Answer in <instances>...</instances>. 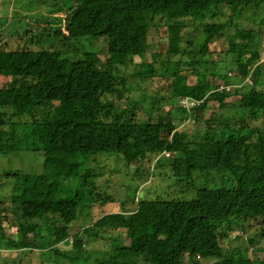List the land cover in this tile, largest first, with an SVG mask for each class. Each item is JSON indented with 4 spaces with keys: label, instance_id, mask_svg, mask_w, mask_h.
Wrapping results in <instances>:
<instances>
[{
    "label": "trees",
    "instance_id": "1",
    "mask_svg": "<svg viewBox=\"0 0 264 264\" xmlns=\"http://www.w3.org/2000/svg\"><path fill=\"white\" fill-rule=\"evenodd\" d=\"M67 1L72 6L65 20V38L104 41L107 58L101 62L94 51L86 49L76 55L65 49L66 42H61L62 48L38 41L18 49L0 46V76L8 78L0 87V152L41 151L45 157L58 152H107L120 154L127 164L148 154L166 153L170 157L171 182L191 186L189 195L143 198L127 213H107L91 226L83 224V241L93 236L104 240L112 230L128 236L127 243L113 248L109 258L99 264H201L206 258H213L211 264H264L250 258L247 249L223 245L230 225L264 222V63L255 61L260 55L256 39L260 30H247L235 17L243 14L245 5L259 6L261 0ZM220 6L231 11L224 22L213 20L220 16ZM263 22L264 15L259 25ZM196 26L202 29L197 37L198 52L206 53V44L227 36L232 52L238 57L246 55L244 61L231 60L237 64L244 85H233L226 69H212L222 83L230 86L220 91L193 68L196 82L173 88L175 105L184 112L194 111L195 126L199 124L195 112L209 98L223 105L232 93L238 96L236 113L244 122V132L227 122L218 129L208 126L191 135L174 125L180 120L176 115L161 122L155 118L156 105L171 98L164 93L151 95L149 108H143L145 93L129 96L122 108L115 102L129 92L123 70L135 56L149 52L152 28H165L169 60L176 56L177 64H192L198 52L182 48L179 40L182 30L187 34ZM244 37L251 42L241 43ZM140 65L133 76L146 80L155 74L152 62ZM179 97L202 102L187 110L178 104ZM139 109L146 114L141 120L136 117ZM21 185L25 188L29 182ZM13 187L11 196L16 198L18 204L13 205L17 208L21 205V188L16 184ZM15 188H19L17 193ZM80 208L81 201L72 197L37 202L40 215L52 216L55 223L43 225H53L54 235L75 225ZM5 218L0 215V239L6 238L10 246L22 245L26 233L37 228L18 224L17 231L23 238L13 241L7 235ZM249 243H254L252 237ZM35 244L31 239L25 246ZM52 247L47 250L64 255ZM80 256L83 258V254ZM80 264L89 263L83 258Z\"/></svg>",
    "mask_w": 264,
    "mask_h": 264
},
{
    "label": "rangeland",
    "instance_id": "2",
    "mask_svg": "<svg viewBox=\"0 0 264 264\" xmlns=\"http://www.w3.org/2000/svg\"><path fill=\"white\" fill-rule=\"evenodd\" d=\"M260 2L259 6L245 5L243 14L235 17L247 30H260V34L256 35L260 55L255 61L264 63V24L259 25L264 15V0ZM71 6V1L67 0H0V46L4 49H18L28 42L38 41L44 46L54 44L57 48H62L61 42H66L65 49L76 55H81L84 49L92 50L101 62L105 61L107 54L104 41L85 38L76 42L75 39L65 38V20ZM219 11L220 16L213 20L220 22L228 20L231 12L229 8L220 6ZM201 30V26L187 31V34L182 30L179 40L182 48L198 52L197 37ZM151 31L149 52L143 56H135L133 62L123 70L127 75L129 92L124 93L123 97L118 96L116 104L122 108L129 96L138 97L145 93V102H141V105L143 103V108H149L150 96L164 93L172 99L163 105H156L155 118L161 122L168 117L171 120L176 115L180 120L173 121L174 125L191 135L208 126L218 129L221 123L227 122L231 128L239 127L244 132V122L237 118L236 113L238 96L232 93L225 98L223 105H219L214 97L209 98L206 105L195 112L199 121L195 126L193 125L196 122H192L194 111L179 110L172 97L176 85L196 82L193 68L196 72L202 73L213 87L222 83L223 79L214 74L212 69L217 71L226 69L230 74L226 73L229 81L235 86H243L237 64L231 60L239 58L240 61H244L246 55L238 57L237 52H232L229 48L231 38L224 36L209 42L206 44V53L198 52L193 57L192 64H187L186 61L177 64L174 62L176 56L172 60L168 59L165 28L160 30L152 28ZM231 31H234L233 27ZM241 40V43L251 42L247 37ZM141 62L153 63L156 72L151 78L141 80L133 76L136 74L134 70L141 68ZM7 80L6 76H0V87L4 86ZM156 88L157 92L154 91ZM138 111L136 117L141 120L146 114L141 109ZM43 154L41 151L0 152V213L6 216L5 224L9 226L6 229L7 235L13 241L19 242L23 236L17 231L18 224L37 226L34 232L26 233L22 245L10 246L6 238L0 239V264H80L83 258L85 263L99 264L109 258L113 248L127 243L128 236L124 231L112 230L105 234L104 240L93 236L89 241H83V237H80L82 235L80 227L83 224L91 226L96 219L107 213H127L135 209L136 202L143 198L186 197L191 191V186L171 182L169 177L171 161L167 159L170 157L166 153L148 154L149 157L147 155L145 159L130 164H127L120 154L107 152H58L46 157ZM163 155L165 157H162ZM25 182H29V185H25ZM15 184L21 188L18 193L21 205L17 208L13 205L18 204L17 200L12 197ZM21 184L26 187L23 188ZM15 191L17 193L19 188H15ZM58 197L78 199L81 201V208L75 225L68 231L54 235L53 225L48 227L43 225L55 223L52 216L40 215L37 202L44 198ZM77 223L79 224L76 225ZM263 227L264 222H251L243 227L230 225L227 230L228 237L223 245L247 249L250 258L264 263V235L261 234ZM250 237L254 239L253 244L249 243ZM31 239H35V247L25 246ZM53 245L55 247L52 248L63 252L64 255L47 250ZM80 254H83V258ZM212 259L206 258L201 264H211Z\"/></svg>",
    "mask_w": 264,
    "mask_h": 264
},
{
    "label": "built area",
    "instance_id": "3",
    "mask_svg": "<svg viewBox=\"0 0 264 264\" xmlns=\"http://www.w3.org/2000/svg\"><path fill=\"white\" fill-rule=\"evenodd\" d=\"M230 88L229 85L224 84V83H220L218 84V89L221 90H228ZM202 102V100H198V99H194L191 97H179L178 98V104L183 107L186 108L187 110L193 109L196 106H198L200 103Z\"/></svg>",
    "mask_w": 264,
    "mask_h": 264
},
{
    "label": "bare ground",
    "instance_id": "4",
    "mask_svg": "<svg viewBox=\"0 0 264 264\" xmlns=\"http://www.w3.org/2000/svg\"><path fill=\"white\" fill-rule=\"evenodd\" d=\"M238 78V77H237Z\"/></svg>",
    "mask_w": 264,
    "mask_h": 264
}]
</instances>
